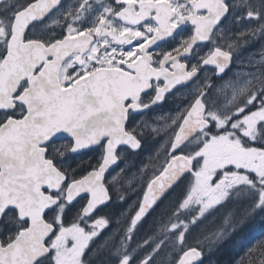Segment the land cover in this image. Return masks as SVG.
Here are the masks:
<instances>
[{
	"label": "snow or ice",
	"instance_id": "snow-or-ice-1",
	"mask_svg": "<svg viewBox=\"0 0 264 264\" xmlns=\"http://www.w3.org/2000/svg\"><path fill=\"white\" fill-rule=\"evenodd\" d=\"M167 3L165 26L125 49L146 71L116 126L63 161V137L44 145L53 167L85 160L68 191L41 187L54 203L38 216L0 201V264H215L223 249L225 264H264V233L249 230L264 224V0ZM91 11V0H0V133L23 115L22 88L3 78L15 61L107 48ZM10 167L0 153V184Z\"/></svg>",
	"mask_w": 264,
	"mask_h": 264
},
{
	"label": "water",
	"instance_id": "water-1",
	"mask_svg": "<svg viewBox=\"0 0 264 264\" xmlns=\"http://www.w3.org/2000/svg\"><path fill=\"white\" fill-rule=\"evenodd\" d=\"M40 58L43 57L39 54L22 56L14 62V70L4 73L3 78L13 79L19 85ZM96 74L86 80L88 93H80L82 83L69 89V93H38V96L24 93L20 97L27 107L25 118L11 121L0 133V153L12 164L3 173L5 181L0 184V201H17L24 211L38 216L39 210L54 203L38 194L39 189L58 177L51 163L45 160L47 141L57 135L70 138L75 142L74 150L80 151L85 142L90 144L116 126L112 124L117 113L113 105L130 92V85H121L118 77L112 79L113 72H100L99 80H95ZM0 95H8L2 85Z\"/></svg>",
	"mask_w": 264,
	"mask_h": 264
},
{
	"label": "flooded vegetation",
	"instance_id": "flooded-vegetation-1",
	"mask_svg": "<svg viewBox=\"0 0 264 264\" xmlns=\"http://www.w3.org/2000/svg\"><path fill=\"white\" fill-rule=\"evenodd\" d=\"M11 2L15 8L22 6L26 0H11ZM169 7L167 0H116L115 3L112 0H101L99 4L96 3V0H91L92 11L89 16H95L97 13L104 16V21H97V24L98 34L102 40L107 41V48L101 46L98 41L95 50L93 47H89L86 51L76 49L72 51L71 55L60 52L53 59L45 61L42 66H39L41 60H43V58H40L38 63L28 70L27 78L20 81L18 85L22 88L20 97L24 93H37V96L38 93H69V89L82 83L80 93H88V81L86 80L96 73L98 78L96 77L95 80H99L100 72H108V74L113 72V75L109 76L112 79L118 77L121 85L126 86L129 84L131 88L129 93H131L135 88V81L145 74L147 57H136L130 60V52L125 51V49H131L135 40L141 35L156 30L158 25L161 28L164 27L166 17L169 15ZM105 8L111 9V15L101 11ZM85 12H88L87 8ZM21 19L22 17L17 19L13 32L18 33ZM106 33L111 35L109 36ZM141 50L137 49V51ZM130 70H134L135 75L131 74ZM129 93H125L123 97ZM123 97L119 98L117 102ZM117 102L113 105L114 107H117ZM18 112L23 113V115H18L13 120L15 122L25 118L27 107L22 103V107L18 109ZM112 124H116L115 120L112 121ZM74 144V140L63 138L55 146L58 150L54 152L55 159L63 161L66 157L79 152L74 150ZM60 153H63V156ZM45 160L51 163L52 169L58 175L46 184L54 191H68V189H62L61 187L65 175L71 180L81 167L86 166L83 159L78 160L76 164L71 161L62 162L56 167H53L52 159L45 158ZM46 197L53 200L50 194Z\"/></svg>",
	"mask_w": 264,
	"mask_h": 264
},
{
	"label": "trees",
	"instance_id": "trees-1",
	"mask_svg": "<svg viewBox=\"0 0 264 264\" xmlns=\"http://www.w3.org/2000/svg\"><path fill=\"white\" fill-rule=\"evenodd\" d=\"M249 230L252 236L259 237L262 233H264V224L259 221V218L252 221L249 225ZM211 259L215 262V264H225V262L229 259L228 249H223L218 252Z\"/></svg>",
	"mask_w": 264,
	"mask_h": 264
},
{
	"label": "rangeland",
	"instance_id": "rangeland-1",
	"mask_svg": "<svg viewBox=\"0 0 264 264\" xmlns=\"http://www.w3.org/2000/svg\"><path fill=\"white\" fill-rule=\"evenodd\" d=\"M246 57H247V54H245V55L242 57V59H246Z\"/></svg>",
	"mask_w": 264,
	"mask_h": 264
}]
</instances>
